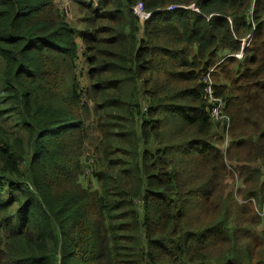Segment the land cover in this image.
<instances>
[{"label":"trees","instance_id":"trees-1","mask_svg":"<svg viewBox=\"0 0 264 264\" xmlns=\"http://www.w3.org/2000/svg\"><path fill=\"white\" fill-rule=\"evenodd\" d=\"M77 5L0 0V264H264V0Z\"/></svg>","mask_w":264,"mask_h":264},{"label":"built area","instance_id":"built-area-1","mask_svg":"<svg viewBox=\"0 0 264 264\" xmlns=\"http://www.w3.org/2000/svg\"><path fill=\"white\" fill-rule=\"evenodd\" d=\"M254 38V36H250L249 39L250 41ZM206 94L208 96L209 102L211 103V115L214 118V121H223V124L226 126V129L229 128V123L230 119L228 116H226L223 112L224 106H225V99L220 96H216L214 94V87H213V82L210 78L208 77V86L206 88ZM226 121H225V120Z\"/></svg>","mask_w":264,"mask_h":264},{"label":"rangeland","instance_id":"rangeland-1","mask_svg":"<svg viewBox=\"0 0 264 264\" xmlns=\"http://www.w3.org/2000/svg\"><path fill=\"white\" fill-rule=\"evenodd\" d=\"M79 0H59L58 4L60 7L64 8L67 11V19L71 23H74L78 26V28H81L82 20L81 15L78 9V3ZM231 183L233 185L234 191H238V188L241 186V181L238 179L237 174L232 172V179Z\"/></svg>","mask_w":264,"mask_h":264},{"label":"crops","instance_id":"crops-1","mask_svg":"<svg viewBox=\"0 0 264 264\" xmlns=\"http://www.w3.org/2000/svg\"><path fill=\"white\" fill-rule=\"evenodd\" d=\"M59 1V0H58Z\"/></svg>","mask_w":264,"mask_h":264}]
</instances>
